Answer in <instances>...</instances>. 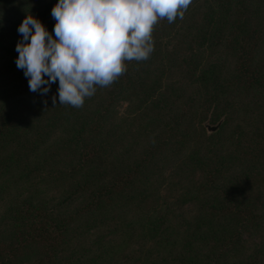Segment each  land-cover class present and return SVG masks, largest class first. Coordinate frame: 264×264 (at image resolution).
<instances>
[{
	"label": "trees",
	"instance_id": "1",
	"mask_svg": "<svg viewBox=\"0 0 264 264\" xmlns=\"http://www.w3.org/2000/svg\"><path fill=\"white\" fill-rule=\"evenodd\" d=\"M57 2L0 0V264H264L246 244L264 224V0L158 20L150 58L81 108L15 64L18 26L51 33Z\"/></svg>",
	"mask_w": 264,
	"mask_h": 264
},
{
	"label": "clouds",
	"instance_id": "2",
	"mask_svg": "<svg viewBox=\"0 0 264 264\" xmlns=\"http://www.w3.org/2000/svg\"><path fill=\"white\" fill-rule=\"evenodd\" d=\"M193 0H58L50 33L28 14L18 26L17 69L29 91L47 95L58 82L59 105L81 108L98 87L111 86L127 69L155 50L153 28L183 19ZM54 33V35H53ZM57 104V96H52ZM46 104L47 101H44Z\"/></svg>",
	"mask_w": 264,
	"mask_h": 264
},
{
	"label": "rangeland",
	"instance_id": "3",
	"mask_svg": "<svg viewBox=\"0 0 264 264\" xmlns=\"http://www.w3.org/2000/svg\"><path fill=\"white\" fill-rule=\"evenodd\" d=\"M123 106L124 105L122 103H119L117 105V110L121 111L123 109ZM219 120H221V122H222L223 117H221ZM216 122L210 123V124H215ZM246 241H247V243H246L247 245H251V242L264 241V224H263L262 228L259 229V231L257 233H255L254 235H251V236H247Z\"/></svg>",
	"mask_w": 264,
	"mask_h": 264
},
{
	"label": "water",
	"instance_id": "4",
	"mask_svg": "<svg viewBox=\"0 0 264 264\" xmlns=\"http://www.w3.org/2000/svg\"><path fill=\"white\" fill-rule=\"evenodd\" d=\"M221 120H218L215 124H210L208 119L203 122V127L205 128L207 133L214 132L218 126L220 125Z\"/></svg>",
	"mask_w": 264,
	"mask_h": 264
}]
</instances>
